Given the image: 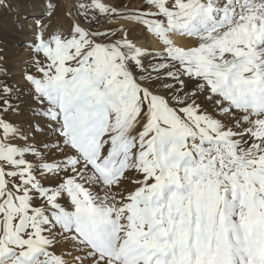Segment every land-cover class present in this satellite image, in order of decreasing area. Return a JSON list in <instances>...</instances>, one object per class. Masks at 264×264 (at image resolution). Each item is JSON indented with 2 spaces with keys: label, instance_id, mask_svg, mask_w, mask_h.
<instances>
[{
  "label": "snow or ice",
  "instance_id": "snow-or-ice-1",
  "mask_svg": "<svg viewBox=\"0 0 264 264\" xmlns=\"http://www.w3.org/2000/svg\"><path fill=\"white\" fill-rule=\"evenodd\" d=\"M0 264H264V0H0Z\"/></svg>",
  "mask_w": 264,
  "mask_h": 264
},
{
  "label": "rangeland",
  "instance_id": "rangeland-1",
  "mask_svg": "<svg viewBox=\"0 0 264 264\" xmlns=\"http://www.w3.org/2000/svg\"><path fill=\"white\" fill-rule=\"evenodd\" d=\"M0 26L4 28H10L12 26L11 19L7 14L0 16Z\"/></svg>",
  "mask_w": 264,
  "mask_h": 264
}]
</instances>
